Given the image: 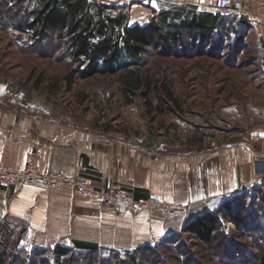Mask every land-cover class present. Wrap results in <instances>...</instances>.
I'll return each instance as SVG.
<instances>
[{"label": "rangeland", "instance_id": "1", "mask_svg": "<svg viewBox=\"0 0 264 264\" xmlns=\"http://www.w3.org/2000/svg\"><path fill=\"white\" fill-rule=\"evenodd\" d=\"M107 3L128 5L130 26L148 23L153 11L147 6L156 12L168 9L155 4V0ZM36 8V0H0V116L5 120L12 116L16 121L37 118L91 133L97 144L121 150L129 167L136 160L141 162L139 179L148 176L151 180L155 170L151 180L155 189L166 187L168 180L179 179V155L192 153L199 158L247 142L250 132L264 130V52L252 31H246L237 51L230 48L234 35L229 34L220 38L214 34L204 42L190 39V33L183 30L178 44L155 37V46L142 56L141 74L170 83L181 104L175 114L156 115L146 110L142 90L136 92L132 103H127L119 94L116 75L75 78L71 89H67L65 78L76 65L58 34L53 31L48 41L37 43L32 31L20 29L25 10ZM107 13L116 16L118 11ZM231 17L224 15L225 26L232 27ZM172 32L167 29L163 35ZM194 136L200 145H189ZM173 173L177 174L175 178ZM159 200L183 204L187 210L190 206ZM228 200L236 204L234 209L240 207L243 227L221 215L210 246L180 231L172 241L154 245L157 248L153 255L136 256L138 263L256 264L264 252V180L221 201L211 211ZM151 215L160 219L173 216H163L157 208ZM0 240L11 251V264H23L24 255H32L40 264H129L119 251L97 253L88 263L75 250L68 257L58 258L54 247L33 245L26 240L24 225L1 214ZM129 252L133 254L134 250Z\"/></svg>", "mask_w": 264, "mask_h": 264}, {"label": "crops", "instance_id": "2", "mask_svg": "<svg viewBox=\"0 0 264 264\" xmlns=\"http://www.w3.org/2000/svg\"><path fill=\"white\" fill-rule=\"evenodd\" d=\"M215 2L155 0L162 7L194 6L199 12L212 14L217 13ZM251 11V18L242 19L248 22L249 31L264 52V0L252 4ZM5 119L0 116V167L19 170L27 154L37 149L41 171L80 176L97 189L123 184L138 200L154 197L190 205L185 214L160 219L148 213L128 215L121 205L103 207L71 187H0V214L24 225L26 240L37 247L74 248V243H85L129 252L154 246L178 235L186 223L210 212L221 201L264 180V130L250 132L247 142L228 145L199 158L192 153L179 155V179L168 180L166 187L155 189L151 181L155 170L151 180L148 176L139 179L141 162L136 160L129 167L121 150L97 144L91 133L37 118Z\"/></svg>", "mask_w": 264, "mask_h": 264}, {"label": "trees", "instance_id": "3", "mask_svg": "<svg viewBox=\"0 0 264 264\" xmlns=\"http://www.w3.org/2000/svg\"><path fill=\"white\" fill-rule=\"evenodd\" d=\"M36 3V9L30 12L25 10L20 29L32 31V37L37 43L48 41L49 34L53 31L58 34L57 38L64 42L70 60L76 65L65 78L67 89H71L75 78L86 80L95 76L116 75L119 94L126 102L132 103L136 92L142 90L140 96L146 110L156 115L175 114L181 109V104L170 83L141 74L142 56L149 48L155 46V37L178 44L182 40L183 30L190 33V39L200 38L204 42L214 34L219 38L229 34L234 35V43L230 48L237 51V46L241 45L246 31L249 32L250 29L248 22L242 19L245 16L232 15L229 18L232 25L230 27L225 26L227 24L224 15L199 12L194 6H167L168 9L159 12L147 6L153 11L148 23L130 26L128 5L116 7L108 4L107 0H36ZM111 10H117L118 14L113 16L107 13ZM167 29L173 32L163 35ZM199 143L200 140L195 136L189 140L190 146L200 145ZM234 205V202L228 200L221 208L195 217L184 225L182 233H189L201 243L210 246L221 215L237 227L244 226L240 207L234 209ZM25 233L27 235V229L24 227ZM170 241L171 238L166 242ZM155 246L138 248L133 254H123L129 264H139L136 256L140 257L145 253L153 255L157 248ZM7 247L0 240V264H11L8 260L12 254ZM72 250L82 253L87 263L92 262L97 253L111 252L92 244L74 243V248L55 246L53 253L58 258H65ZM24 256L26 260L23 257L21 259L23 264H40L32 255ZM13 259H16V256ZM256 264H264V252L257 257Z\"/></svg>", "mask_w": 264, "mask_h": 264}, {"label": "built area", "instance_id": "4", "mask_svg": "<svg viewBox=\"0 0 264 264\" xmlns=\"http://www.w3.org/2000/svg\"><path fill=\"white\" fill-rule=\"evenodd\" d=\"M257 0H216L215 10L222 15L252 17L251 6ZM40 154L37 149L30 151L24 166L19 170L0 167V187H27L40 185L45 189L71 187L86 198L93 200L103 207L124 206L128 215L134 216L144 212L155 214V208L165 215H182L187 206L170 204L166 201L150 197L137 200L133 197L132 189L123 184H111L97 189L94 184L79 176H67L52 171H41L39 168Z\"/></svg>", "mask_w": 264, "mask_h": 264}]
</instances>
